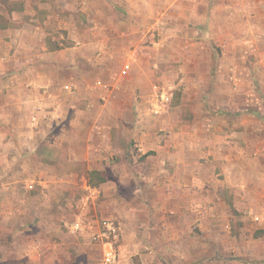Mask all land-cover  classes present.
<instances>
[{"label":"crops","instance_id":"1","mask_svg":"<svg viewBox=\"0 0 264 264\" xmlns=\"http://www.w3.org/2000/svg\"><path fill=\"white\" fill-rule=\"evenodd\" d=\"M167 1L49 0L37 6L31 1L25 2L30 21L21 18L18 24L9 22L6 27L0 26V167L34 166L38 160L54 166L82 165L83 174L66 176L67 181L82 182L87 190L76 216L91 212L93 221H97L99 214L115 215L122 228L121 264L134 256L141 264H252L241 257L244 252L239 246L246 245L243 236L231 232L233 212L227 198L233 192L237 199L264 203V193L258 189V183H264V162L259 151L248 159L246 153L238 155L237 161L230 165L223 154L222 159L217 156L221 149L227 148L222 141L210 134L196 137L191 132L199 141L194 137L181 139L174 149H168L173 153L170 157H141L138 163H131L133 168L125 166L123 173L116 171L114 177L107 173V167L114 163L116 148L124 157L128 144L115 146L112 140V133L122 127L118 120L110 126L102 123V63H110V69H114V62L128 54L127 62L121 67L122 74L130 75L132 70L136 74L137 63L133 60L143 54L140 47H145L140 42L148 37L155 23L153 18H158L159 5ZM241 2L239 5L238 0H173V9L179 19L189 17L204 22L206 36L215 38L218 45L212 51L210 63L191 61V70L216 71L211 79L195 78L196 89L193 88L191 100L207 102L204 111L210 115L229 113L230 116L225 114L226 118L236 122L244 136L247 126L259 122L264 126V122L251 114L259 113L256 109L250 105L240 108L241 103L235 100L236 96L248 93L243 79L236 81L241 88L229 93L234 97H226L230 85L223 82L230 80L219 75L221 71L264 69V0ZM41 5L46 10L44 15L37 9ZM241 23H251V27L243 25L237 36L250 37L249 44L253 47L247 49L244 41L238 42L243 49L230 53L226 31L236 29ZM222 46L225 50L219 56L217 49ZM252 51L254 60L247 61ZM148 77L147 83L142 82L144 77L136 78L137 86L144 87L143 95L152 94L160 85V81H155L160 76L157 79L152 74V80L149 74ZM203 85L211 88L206 99L200 97L202 91L198 89ZM251 93L254 99L264 95L262 90ZM181 94L182 90L179 104ZM247 100L250 99L247 97ZM11 107L13 113L9 112ZM235 112L243 114H231ZM143 119L144 116L136 117L131 126H125L129 135L141 142L137 146L142 154L157 148L148 144L146 136L158 134ZM219 129L215 128L213 133ZM255 147L260 149L256 144L250 148ZM234 166L237 167L236 183L233 181L230 185L228 171ZM94 170L104 172L103 182L90 181V172ZM6 184L0 188L3 193L8 190ZM14 195L18 198L19 193ZM51 208L54 207L49 205V214L43 212L44 218L37 217L45 220L44 225L49 228V263L66 262L74 257L52 252L62 247L57 236L65 231L57 218L61 212L66 213V208ZM237 208L240 214L249 210L262 223L264 204ZM25 213L33 214L31 209ZM1 214L0 224H8L11 215L5 216L2 210ZM21 214L19 206L14 209L17 220ZM17 243L19 238L13 245Z\"/></svg>","mask_w":264,"mask_h":264},{"label":"rangeland","instance_id":"2","mask_svg":"<svg viewBox=\"0 0 264 264\" xmlns=\"http://www.w3.org/2000/svg\"><path fill=\"white\" fill-rule=\"evenodd\" d=\"M31 1L37 6V3L49 0H0V17H3V20L0 21H4V23H6L5 21L10 22L11 25L18 24L21 18L30 21V14L26 13L25 2ZM238 4H242L241 0H238ZM247 7L250 8L249 6ZM158 8L159 19L157 16L153 18L156 25L153 24L148 37H145L140 42L142 46H145L140 47L143 50V54H138L133 60L134 63H137L134 68L136 69V74L133 73L134 70L130 72V75L124 76L122 74L121 67L128 59V54L125 55V58H118L114 62V69H110V63H102L101 101L102 109L105 112L101 113L102 123L105 126H110L118 120L122 127L119 132L112 133V140H114L115 146L117 144L121 146L128 144L124 157L121 155V151L116 148L114 163L111 164V167H107V173L114 177V172L123 173L125 166L130 167L131 163H138V160L146 159L147 156L151 158L155 155L154 157H157V159H161L164 156L170 157V154L172 155L173 153L168 149L170 147L174 149L181 139L188 140L194 137V140L198 142L199 140L195 136H208V134L214 139L222 141L227 147L224 150L221 149L217 156L222 159L221 154H223L224 160L230 165L237 161L238 155L246 153V158L248 159L250 158L249 156L255 155V151L261 153V160L264 162V126L260 122L254 124L255 126H247L243 136L241 129L237 127V123L226 118L225 114L230 116L229 113L210 115L204 111L208 107L207 102L193 103L191 100L193 88L196 89V86H193L195 78L199 81H205L214 77L216 73L215 70L196 71L190 69L191 61L201 63L211 61L212 51H216L215 48L218 47L214 42L215 38L206 36V24L201 21H194L189 17L179 19L173 9V0L164 2ZM37 9H40L39 11L42 15L46 12L43 5ZM185 11L189 12L187 5ZM262 13L264 14L263 11ZM250 24L241 23L236 29L226 31L227 35H229L226 40L230 42L227 51L235 53L237 49H243L238 43L242 41H244L242 43L247 49H252L253 46L249 44L250 37L237 36L239 31L244 28L243 25L251 27ZM7 39L9 38L7 37ZM262 48L264 52V39ZM218 50L219 56H223L222 50H225V46L218 48ZM250 60H254L253 51L247 58V61ZM251 63L250 65H252ZM248 72L252 74L249 75ZM148 74L150 80H152V74H155L157 79L160 76L159 80H155L160 81V85L156 87L152 94L145 93L143 95L141 90L144 87L137 86L136 78L137 76L139 79L144 77L142 82L147 83ZM219 75L222 76V79L230 80L227 83L223 82L230 85L227 91L228 94L225 95L226 97H234V95L229 93H236L235 91L241 88V86L236 84V81L238 83V78L243 79L242 81L245 82V85H242L243 87L245 86L248 93L245 92L243 97L236 96L235 100H239L238 102L241 103L240 108L244 107V105L245 107L250 105L253 110L256 109L259 113L251 114H255L264 122V95L261 98L257 97L254 99V94L251 93L253 90H258L259 92L262 90V93H264V69L221 71ZM89 76L92 78V72ZM150 85L148 84L147 87ZM198 89L202 91L200 97L205 99L207 97L206 93L211 90L207 85L198 87ZM181 90L182 98L179 104L178 98ZM164 97H169V100ZM247 97L250 100H247ZM1 101L2 96L0 95V103L2 104ZM238 102L236 103L237 105ZM192 108L194 111L197 110L198 113L193 112ZM9 112L13 113V107H11ZM231 114L240 116L243 113L235 112ZM90 115H93V113H90ZM221 115H223L222 118ZM141 116H144L143 121L145 124L148 126L149 124L152 125L154 130L158 132L157 135L146 136L148 144L156 145L157 148H150L144 154L137 146L141 142L133 139L125 130L126 125L131 126L134 118ZM215 116H218V118H215ZM220 127L221 129L215 131L214 134L215 128ZM254 129L257 130L255 131ZM255 132L256 135H253ZM217 143L220 142L218 141ZM255 144L260 149L258 147L250 148L251 145ZM162 146H165V148ZM42 153L47 154L46 151ZM38 161L34 166L0 167L1 173L3 171V174H0V188L6 182L8 190L12 188L15 190H4V193L0 191V211L2 210L5 216L11 215L12 217L8 224H0V264H98L102 257V249L93 240L92 228L79 232L71 231L72 225L78 219H83L88 224L95 218L91 212L76 216L79 205L83 201L84 192L87 190L82 186V182L75 179L67 181L66 179V176L74 177L75 175L83 174L84 167L82 165L54 166L51 163V158L49 159L51 164L43 163L46 160ZM159 162L161 163V160ZM228 172L230 185H233V181L236 183L237 167H231ZM223 177H225V174H223ZM258 184L259 191L264 193V183L259 182ZM14 193H19L17 195L18 198L14 197ZM227 200L231 213L233 212L231 216V219H233L231 220V232L237 236L242 235L246 241L245 246H239V249L244 252L241 256L243 261L251 262L252 264H264V217L262 223L259 224L255 215L250 213L249 210L245 214H240V210L237 208V206L239 208H243V206L245 208L254 207L255 205L261 206L264 203L249 198L237 199L233 192H230V197ZM49 205L57 209L66 208V213L63 214L61 212L57 218L65 231V234L59 232L57 236L58 242H62V247L58 246L52 252L59 256L72 255L74 258L68 260L70 263L68 261L49 263V228L44 225L45 220L37 219L39 215L44 218L43 212L49 214ZM18 206L22 210L19 220H17L16 216H13V211ZM27 209H31L33 212L31 216L28 213L24 214ZM2 216L3 214L0 215L1 219L3 218ZM262 216L264 215L262 214ZM104 218L116 219L115 215L107 214L101 216L99 214L97 221H102ZM46 219H49V216ZM18 238L20 243L14 246L13 244ZM249 240L250 242H248ZM121 244L122 241L120 248ZM125 264H141V260L135 258V256L129 257Z\"/></svg>","mask_w":264,"mask_h":264},{"label":"built area","instance_id":"3","mask_svg":"<svg viewBox=\"0 0 264 264\" xmlns=\"http://www.w3.org/2000/svg\"><path fill=\"white\" fill-rule=\"evenodd\" d=\"M169 100V97H164ZM93 230V240L102 249V257L98 264H121L120 243L122 241L121 223L112 218L102 221H91L88 224L78 219L71 227L72 232Z\"/></svg>","mask_w":264,"mask_h":264},{"label":"trees","instance_id":"4","mask_svg":"<svg viewBox=\"0 0 264 264\" xmlns=\"http://www.w3.org/2000/svg\"><path fill=\"white\" fill-rule=\"evenodd\" d=\"M0 20H3V17H0ZM6 23H4V21H0V26L2 27H6L8 26V22L5 21ZM105 174L104 172L102 171H97V170H94V171H91L90 172V181L94 184L96 183H100V182H103L105 180Z\"/></svg>","mask_w":264,"mask_h":264}]
</instances>
